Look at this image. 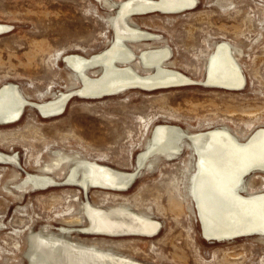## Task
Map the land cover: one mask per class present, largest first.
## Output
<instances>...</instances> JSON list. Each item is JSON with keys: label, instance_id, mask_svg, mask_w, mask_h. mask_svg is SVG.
Wrapping results in <instances>:
<instances>
[{"label": "rangeland", "instance_id": "1", "mask_svg": "<svg viewBox=\"0 0 264 264\" xmlns=\"http://www.w3.org/2000/svg\"><path fill=\"white\" fill-rule=\"evenodd\" d=\"M108 1L0 0V25L9 27L0 36V89L14 85L32 105L16 123L0 125V153L15 159L0 163V264H31L41 238L139 264H264V237L224 242L204 237L193 195L198 155L189 140L175 160H151L127 191L87 192L66 182L75 164L135 171L137 156L159 126H176L189 135L226 129L242 142L264 129V0H196L191 10L131 17L130 26L159 38L149 42L151 47L127 43L136 55L134 69L146 74L140 54L167 49L166 64L195 83L87 98L79 95L82 81L67 58L111 49L116 12L129 0ZM222 44L233 49L246 80L243 90L206 83ZM63 94L70 95L64 112L45 118L37 106ZM34 174L52 176L57 186L37 190L26 183ZM244 184L247 196L264 193V174H252ZM90 208L130 212L161 224L160 232L85 236L81 231L90 224Z\"/></svg>", "mask_w": 264, "mask_h": 264}, {"label": "bare ground", "instance_id": "2", "mask_svg": "<svg viewBox=\"0 0 264 264\" xmlns=\"http://www.w3.org/2000/svg\"><path fill=\"white\" fill-rule=\"evenodd\" d=\"M98 1L110 5L108 0ZM195 4L196 0H129L121 4L118 10L116 9L118 16L116 37L110 50L90 58L80 55L67 58V63L82 81L79 95L99 99L118 95L130 89L156 91L195 83L166 64L170 56V51L167 49H147L142 52L140 63L145 68L146 74L138 73L133 67V64H137L136 55L127 45L130 42L151 47L149 42L158 38L154 34L130 26L128 20L131 17L149 14L156 10L164 14L179 13L193 9ZM8 31L9 27L0 25V36ZM232 50L228 44H222L216 50L206 79L209 87L229 91L245 88L246 80ZM91 68L102 70V74L89 75L87 71ZM69 96L63 94L37 107L45 118L59 116L64 112ZM29 105L32 106L21 96L16 86L7 85L1 88L0 125L16 123L24 108ZM186 140H189L188 144L198 155V173L193 195L204 237L208 241H212L211 238H227L225 241H229L251 236L264 237V193L247 196L244 189L247 177L254 173L264 174V129L256 131L248 141L242 142L226 129L189 135L176 126H159L153 131L146 149L138 153L136 161L139 167L136 166L138 168L135 171L120 172L109 167L75 164L69 170L66 182L68 186L81 188L87 192L90 189L127 191L135 181L139 170L151 160L160 157L175 160L182 155ZM68 161L69 158L62 160L61 163L67 165ZM5 162H15V159L0 153V163ZM56 182L57 180L52 176L48 177L44 174L28 175L26 179L28 185L39 191L54 188L57 186ZM89 218V226L81 231L85 236L153 237L160 232L161 224L140 218L130 212L108 213L90 208ZM73 225H79V221L74 222ZM61 230L62 233L69 232L64 228ZM215 242H224V240ZM30 262L31 264H139L117 256L80 249L66 240L44 238L38 241Z\"/></svg>", "mask_w": 264, "mask_h": 264}, {"label": "water", "instance_id": "3", "mask_svg": "<svg viewBox=\"0 0 264 264\" xmlns=\"http://www.w3.org/2000/svg\"><path fill=\"white\" fill-rule=\"evenodd\" d=\"M155 12H159V11L156 10ZM211 239L213 242H215V241H221V240L225 241L227 238H211Z\"/></svg>", "mask_w": 264, "mask_h": 264}]
</instances>
